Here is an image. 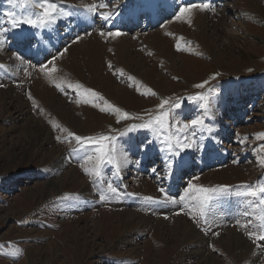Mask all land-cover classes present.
I'll list each match as a JSON object with an SVG mask.
<instances>
[{"label":"rangeland","instance_id":"374dc122","mask_svg":"<svg viewBox=\"0 0 264 264\" xmlns=\"http://www.w3.org/2000/svg\"><path fill=\"white\" fill-rule=\"evenodd\" d=\"M6 1L0 0L7 8L0 9V91L8 101L18 98L27 113L17 121V103L5 111L0 104V264H264V247L257 246L264 241L249 239L250 231H264V194L241 195L242 185L264 187V91L256 90L249 105L241 98L246 83V90L264 87V0H54L55 21L34 29H13L4 13L18 18L22 8L27 15L38 10L27 1L24 7ZM94 3L108 6L99 11L109 20L85 10ZM194 3L210 7L176 19L180 7ZM21 28L33 29L49 49L56 46L52 37L64 35L65 41L42 51V59L26 58L30 54L21 47L38 46L15 36ZM205 81L204 88L195 87ZM197 96L203 99H190ZM198 117L203 124L187 131L191 147L181 152L176 140L185 133L179 129ZM26 121L41 122L49 142L28 147ZM69 132L115 137V165H102L99 177L92 174L97 161L84 158L100 155V145L74 153L78 145ZM168 158L172 167L187 159L179 183L183 201L179 192L170 195L179 201L172 203L174 211L138 209L133 201L167 192ZM108 182L118 188L117 199L98 201ZM219 186H228L223 197L230 199L205 207L195 189ZM83 195L96 199L89 201L94 210L73 215ZM202 209L207 218H220L207 224L200 219L197 226L189 217L199 219ZM128 213L139 217L129 223ZM234 235L244 245L232 248Z\"/></svg>","mask_w":264,"mask_h":264},{"label":"snow or ice","instance_id":"6c2138e0","mask_svg":"<svg viewBox=\"0 0 264 264\" xmlns=\"http://www.w3.org/2000/svg\"><path fill=\"white\" fill-rule=\"evenodd\" d=\"M7 2L9 4H13L15 2V0H7ZM33 6L36 10L34 13L29 14V15H25L22 17H16L14 13L12 12H6L4 13V15L6 17L9 18L8 23L11 25V27L13 29H18L21 27V25H28L32 28H37V27H42V26H46L48 23H51L53 21H55L56 17H57V9H58V5L54 2V0H33ZM108 7L105 4H92L90 6H86L85 10L86 11H90L93 15H96L97 13L99 14L100 18L104 21H107L110 19V14L105 13L103 11H99V9H103ZM210 7V5L208 3H194L190 6L187 7H180L179 8V13L176 16V19H182L186 14L190 13L193 9H199L200 11H204L207 10ZM61 14L63 12V10L61 9ZM89 33H86V35H88ZM99 35L101 36H109L112 38H116L119 35H121L119 32H108V33H104V32H100ZM177 50H180V45L177 44L176 45ZM67 49H65L66 51ZM56 58L53 57V60H55ZM3 65H0V68H2ZM43 68H46V66H42ZM109 67H111V65H109ZM52 71H56L55 68L52 69ZM207 83V81H205L204 83L201 84H197L195 85L196 88H204L205 84ZM4 85L2 83H0V88H3ZM57 87H59V85H57ZM92 96L93 97H97V93L92 92ZM29 100H32V96L29 95L28 96ZM97 99H99V97H97ZM190 99H203L200 96L197 97H193ZM95 103V102H94ZM169 102L167 100L163 101L160 105H159V109L163 110L165 105H167ZM173 107H179L178 104L173 105ZM101 111H104L103 108L100 109ZM115 111L117 113H120L121 117L124 120H129L130 117L128 115V113H121L119 108H116ZM150 117H151V113H147ZM162 115L164 116H168V113H162ZM132 119H139V117H135ZM120 120H117V123H119ZM157 123L160 122V117H157ZM203 124V119L202 118H196L191 120L190 124L188 125H183L179 130L182 133H185L182 137H177L176 140V145L177 147H179L180 151L183 152L185 149H188L191 147V144L187 143L186 141L188 140V136H187V131L190 128H194L197 125H202ZM133 127L135 126H130L129 127V132L132 131ZM142 127L147 128L148 125H142ZM61 131H66V130H61ZM193 135H195V133H193ZM262 136H264V134H261ZM68 136L73 139L76 144L78 145V148H74L72 149V152L74 153H79L81 150L86 149L88 146H95V145H100L99 148V152L100 155L98 156H91V155H86L85 156V161H91V160H96V166H95V170L92 174H94L95 176L99 177L101 175L100 172V168L102 165L104 164H113L115 165V153L117 151L116 149V145L114 143L115 141V137L110 136V135H104V136H99V137H94V136H88V137H82L79 135H75L71 132L68 133ZM57 140H60V137H57ZM108 141L107 144H105L104 142ZM147 143H151V141H148ZM142 151H147V144H143L140 146ZM169 148H171V144L169 145ZM176 155H179V153H175ZM167 167L171 168L172 167V162L168 161L167 162ZM117 171H119V169L117 168ZM155 171V170H154ZM85 174H89L88 170L85 169ZM194 186L193 185H189V188L192 189ZM242 188L246 189L244 192L241 193V195L244 196H250V197H256L258 192L261 194H264V187L259 188L258 190L255 188H252L251 186L248 185H242ZM163 191V190H161ZM195 191L199 192L202 194V199L205 202L204 206H207V202L212 201L213 199H217L222 197L224 194H226L228 192V186H219L217 188H196ZM119 192H118V188L116 186H114L111 182L107 183V194H105L103 191L100 192L99 194V199L104 202L107 199L111 198V197H115L118 196ZM165 201H169L170 198L165 194ZM65 199H69V197H65ZM145 201L150 202V203H156L157 200H155L153 197H145L144 198ZM184 197H180V201H183ZM171 203H179V201H170ZM180 213H176V215H179ZM247 215V214H245ZM165 219H167L168 217H164ZM190 219H194V222L197 224V226H199V220L200 219H204L205 223L207 224V218L204 216V212L203 209L201 210V214H200V218H193V217H189ZM238 224H240V221H237ZM250 223V221H249ZM243 226V225H241ZM262 228H264V225L261 226ZM202 231H204V229H201ZM209 231H211V225H209ZM205 234H207V232H205ZM215 236H219L220 233L219 232H213L212 233ZM254 236V239H253ZM249 239L253 240V243H256L257 241H264V231H261L259 234H254L253 232H249ZM258 247H264V245L262 244H257Z\"/></svg>","mask_w":264,"mask_h":264},{"label":"bare ground","instance_id":"6f19581e","mask_svg":"<svg viewBox=\"0 0 264 264\" xmlns=\"http://www.w3.org/2000/svg\"><path fill=\"white\" fill-rule=\"evenodd\" d=\"M203 25V24H202ZM10 28V27H9ZM204 29H205V27H204ZM50 33V32H49ZM201 33V32H200ZM54 34V33H53ZM58 41H56L55 43H54V45H56V43H57ZM9 61V60H8ZM63 67V66H62ZM15 103H17L16 104V106H17V108L15 109V115H16V120L17 119H20V117H22L23 118V116H25L26 115V113H27V110H26V106L22 103V102H20L19 101V99L18 98H10V100L8 101V100H6L5 99V96L3 95V93L0 91V104H2L3 105V110L4 109H8L9 107H12V105L13 104H15ZM47 105V104H46ZM60 108V107H59ZM13 109V108H12ZM5 111V110H4ZM57 113H59L58 111H57ZM9 117V116H8ZM13 117V116H12ZM13 119V118H12ZM32 119V118H31ZM16 120L14 121V123L15 124H17L16 123ZM28 120V119H27ZM18 121V120H17ZM27 123H25L24 125H23V127H22V129H23V131H22V135L25 137V140H26V143H27V146L28 147H32V146H36V147H40L41 145L43 146V144L44 143H47V142H49L48 141V138H50V137H47L48 135H47V132H46V129H45V127L42 125V123L41 122H39V121H26ZM30 122H31V124H30ZM13 125V124H12ZM16 126V125H15ZM18 127V126H17ZM16 128V127H15ZM45 145V144H44ZM22 146V145H21ZM26 149V148H25ZM32 149V148H31ZM34 149V148H33ZM36 149V148H35ZM34 149V150H35ZM24 150V149H23ZM28 151H29V149H27ZM41 150V149H40ZM38 151V150H37ZM42 151V150H41ZM47 153V152H46ZM56 153V152H55ZM60 152H58V154H59ZM48 154H49V152H48ZM53 155V154H52ZM56 155V154H55ZM46 158V157H45ZM50 158V157H49ZM58 159V158H57ZM55 160V159H54ZM43 161V160H42ZM73 174V170L72 171H70V172H68V177L70 178L71 176H73L72 175ZM72 179V178H71ZM60 181V180H59ZM77 182V181H76ZM61 184V183H60ZM56 185V184H55ZM54 185V186H55ZM84 184H83V180H82V182L81 181H79V183H78V186H83ZM59 187V189H61V185L60 186H58ZM86 187V186H85ZM54 188V187H53ZM58 189V190H59ZM53 190V189H52ZM31 191V190H30ZM38 191V190H37ZM32 193V192H31ZM94 196V195H93ZM45 198V197H44ZM138 215H136V214H134V213H128V216H126V219H127V221H129V223L131 222V221H133L136 217H137ZM139 217V216H138ZM123 220H125V219H123ZM126 221V222H127ZM152 221V220H151ZM121 222V221H120ZM134 222V221H133ZM132 222V223H133ZM141 224H142V222H140ZM144 223V222H143ZM123 224V223H122ZM123 226V225H122ZM127 226H129V225H127ZM139 226V225H138ZM125 227V226H124ZM190 229V228H189ZM189 229H187V232H186V234H187V237H189V236H191L190 235V232H189ZM230 241V240H229ZM232 242H234L233 244H232V248H234V246H238V245H244V243L242 242V240L239 238V237H237L236 235H234V237H233V240H232ZM204 258V257H203Z\"/></svg>","mask_w":264,"mask_h":264},{"label":"crops","instance_id":"0c3cea01","mask_svg":"<svg viewBox=\"0 0 264 264\" xmlns=\"http://www.w3.org/2000/svg\"><path fill=\"white\" fill-rule=\"evenodd\" d=\"M20 32H22V28L20 29ZM155 197V196H154ZM158 197L159 196H157V198H154L155 200L156 199H158ZM86 197H84V196H82V198L81 197H79V199H77V201L78 200H81V201H76L75 202V209H72V213H73V215H78V213H79V215L80 214H86V213H90V212H92L94 209H91L90 208V202L88 201V200H86L85 199ZM88 198H90L89 196H88ZM117 199V197H115L114 198V200H116ZM137 203H142L141 201H139V202H137ZM78 204V205H77ZM127 204H129V202H128V200H127ZM130 205V204H129ZM81 206V207H80ZM139 207L140 206H138V209H139ZM80 208V209H79ZM142 208H145L144 206H141V208L140 209H142ZM125 209V208H124ZM171 211V208H169L168 209V212H170ZM68 213V212H67Z\"/></svg>","mask_w":264,"mask_h":264}]
</instances>
